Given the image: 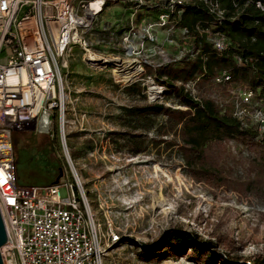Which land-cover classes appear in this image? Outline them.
Wrapping results in <instances>:
<instances>
[{
	"label": "rangeland",
	"instance_id": "374dc122",
	"mask_svg": "<svg viewBox=\"0 0 264 264\" xmlns=\"http://www.w3.org/2000/svg\"><path fill=\"white\" fill-rule=\"evenodd\" d=\"M158 15L152 4L139 6L134 0L106 3L89 33L92 47L121 62L137 58L143 65L138 72L143 67L145 72L126 78L116 71L112 58L108 62L113 65L102 67L88 62L81 48H72L69 67L62 72L64 113L56 110L54 134L31 129L13 132L17 181L20 185H49L61 173V178L79 179L102 230L111 221L120 235L106 252L104 264H223L193 248L178 252L168 246L148 259L138 254L137 242L158 240L171 227L198 232L217 251L239 259L238 264L253 259L264 262L262 196L185 172L184 162L162 144L153 143L150 150L133 154L117 143L119 132H135L125 121L129 110L151 102L146 94L153 85L149 75L155 77L158 64L187 47L179 41L181 29L176 26L171 31L170 25L158 28L155 40L139 36L141 27L157 21ZM127 31L137 32L130 37L135 45L130 53L122 36ZM116 33L120 42L114 45L108 35ZM141 43L144 46L138 48ZM215 90L210 81L203 82L204 96ZM167 93L168 88L158 94L159 101L175 104ZM222 93L226 99V89ZM148 132L156 133L143 125L137 133ZM6 254L4 250L3 258Z\"/></svg>",
	"mask_w": 264,
	"mask_h": 264
},
{
	"label": "built area",
	"instance_id": "2783aa9c",
	"mask_svg": "<svg viewBox=\"0 0 264 264\" xmlns=\"http://www.w3.org/2000/svg\"><path fill=\"white\" fill-rule=\"evenodd\" d=\"M108 1L114 0H0V210L8 233L3 246L7 253L4 264H104L106 252L120 240L113 222L108 221L106 230H102L79 179L62 177L49 185H20L13 149L14 131L31 129L54 134L56 110L64 113L62 72L69 67L72 48H81L84 58L92 64L100 65L97 62L107 58L120 60L96 51L89 38ZM134 1L139 6L163 3L172 9L201 1L217 18H225L219 0ZM258 6L264 10V4L258 2ZM168 25L169 31L174 29L168 14L162 13L157 21L143 25L139 36L155 40L158 28ZM184 32L181 29V34ZM199 32L206 33L218 50L228 48L224 32L202 28ZM136 33L127 31L123 35L127 49L133 52L135 45L130 37ZM140 45L143 47L144 43L138 48ZM188 52L189 48L184 47L178 56L165 59L158 67ZM144 72L143 67L136 75ZM149 78L153 85L146 94L151 102H157L161 98L158 94L166 92L167 87L155 77ZM199 79L185 84L196 100H200ZM231 79L227 70L217 74L218 102L222 107H230L244 126L254 125L263 136L264 94L250 88L235 90ZM168 105L183 108L177 103ZM61 133L64 138L63 128Z\"/></svg>",
	"mask_w": 264,
	"mask_h": 264
},
{
	"label": "trees",
	"instance_id": "16d2710c",
	"mask_svg": "<svg viewBox=\"0 0 264 264\" xmlns=\"http://www.w3.org/2000/svg\"><path fill=\"white\" fill-rule=\"evenodd\" d=\"M258 2L264 4V0H219L225 11L223 20L201 1L174 9L163 3L153 5L159 14H168L174 26L185 30L179 41L187 44L189 52L159 66L154 74L157 81L167 86L169 99L183 108L161 101L134 107L125 121L133 125L136 133L119 132V145L139 154L150 150L153 143L162 144L170 155L184 162L185 172L210 182H228L232 190L264 198V135L260 136L254 125L244 126L230 107L220 105L217 99L220 86L215 80L217 74L227 70L235 90L250 88L264 94V10ZM199 28L224 32L228 48H215ZM196 77L200 78L197 86L200 100L194 99L185 85ZM205 80L215 85L214 94L203 95ZM134 86L131 89L135 90ZM142 125L150 126L156 133L138 134ZM136 244L138 254L145 259L171 246L178 252L188 248L205 252L209 260L223 264H238L239 260L217 251L213 242L203 239L198 232L182 227L165 230L158 240ZM243 263L264 264L257 259Z\"/></svg>",
	"mask_w": 264,
	"mask_h": 264
},
{
	"label": "bare ground",
	"instance_id": "6f19581e",
	"mask_svg": "<svg viewBox=\"0 0 264 264\" xmlns=\"http://www.w3.org/2000/svg\"><path fill=\"white\" fill-rule=\"evenodd\" d=\"M108 61H110V58L105 59V62H108ZM111 62H113L114 64L117 65L116 71L126 78L132 77V75L135 74L136 72H138L142 67V65L140 64V62L137 58H133L129 61H124V62H121L120 60L113 59V60H111ZM4 249H5V247H2L3 254H4ZM4 260L6 261L5 257H4Z\"/></svg>",
	"mask_w": 264,
	"mask_h": 264
},
{
	"label": "water",
	"instance_id": "95a60500",
	"mask_svg": "<svg viewBox=\"0 0 264 264\" xmlns=\"http://www.w3.org/2000/svg\"><path fill=\"white\" fill-rule=\"evenodd\" d=\"M100 63L101 66H108V65H113L111 62H97ZM62 176V173L56 178L54 183H58L60 178ZM8 241V233L6 229V225L0 210V264H4V259L2 256V247L7 243Z\"/></svg>",
	"mask_w": 264,
	"mask_h": 264
},
{
	"label": "crops",
	"instance_id": "0c3cea01",
	"mask_svg": "<svg viewBox=\"0 0 264 264\" xmlns=\"http://www.w3.org/2000/svg\"><path fill=\"white\" fill-rule=\"evenodd\" d=\"M103 10H104V9H103ZM102 12H103V11H102ZM102 12H101V13H102ZM101 13H100V14H101ZM100 14H99V15H100ZM99 15H98V16H99ZM159 15H160V14H159ZM159 15H158V17H159ZM98 16H97L96 19H98ZM98 20H99V19H98ZM98 20H97V21H98ZM97 23H98V22H97ZM95 30L98 32V30H97L96 28H95ZM116 34H117V33H116ZM108 36H109L108 39H111L110 42H113V43H114L115 41H118V44H119L120 40H119V35H118V34H117V36H114V34H109ZM122 36H123V35H122ZM100 39H103V38H100ZM108 39H107V40H108ZM107 42H108V41H107ZM115 44H116V43H114V45H115Z\"/></svg>",
	"mask_w": 264,
	"mask_h": 264
}]
</instances>
